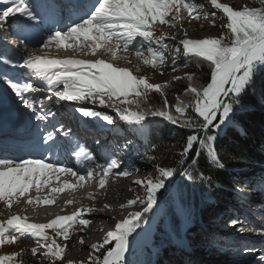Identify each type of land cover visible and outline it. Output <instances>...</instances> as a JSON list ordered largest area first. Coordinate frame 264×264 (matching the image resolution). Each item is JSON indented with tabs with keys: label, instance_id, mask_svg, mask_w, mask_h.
Wrapping results in <instances>:
<instances>
[{
	"label": "snow or ice",
	"instance_id": "obj_1",
	"mask_svg": "<svg viewBox=\"0 0 264 264\" xmlns=\"http://www.w3.org/2000/svg\"><path fill=\"white\" fill-rule=\"evenodd\" d=\"M206 6H211L221 15L217 16V12L209 14L205 11ZM38 8L39 5L34 6L29 0H0V25L11 23L14 28H19L21 33L35 29L38 24L34 22L42 20ZM62 8L68 11L70 18L74 16L76 19L66 30H56L54 34L49 35L48 40L44 42L45 47L55 43L57 48H72L75 44L77 49L86 48V55H96L103 51L111 54L113 60L118 58V52L134 51L136 57L142 59L144 64L157 71H161L166 64L165 53L169 51L165 42L166 36H157L155 33L153 26L157 22L176 28L181 19H199L201 16L207 18L211 15L212 26H216V19H222L224 22L219 27L226 31L220 36L185 38L179 41L186 58H200L196 65L198 68L202 62H207L209 79L206 83H200L194 72L185 73L184 77H173L176 81L186 80L187 86L182 93L173 94L171 102L167 92L173 87L171 81L150 83L146 77L134 75L130 69L114 66L104 59L90 61L74 57L47 58L29 55L16 67L27 69L36 82L50 86L52 94L47 97L50 102L53 97L56 98L55 103L79 102L80 106L74 110L82 117L100 118L108 124H113L112 116L88 107V104L98 103L101 107L112 108L120 120L130 125L143 128L146 117L159 116L172 125L192 129L180 153L181 157H185L190 151L194 152L188 162V168L181 173L189 179L194 178L190 169L195 170L202 154H206L207 159L217 169L225 168L216 151L215 141L221 127L234 111V106L240 102L241 94L249 88H254L255 76L258 70L264 67V0H253L252 5H244L239 9L218 0H204L201 3L196 0H69ZM168 17L171 19H167ZM171 39L175 40L176 37L172 36ZM154 44L160 48L153 47ZM179 45L174 47L176 56L181 54ZM145 51L147 56L144 55ZM12 63V59L0 54V65L7 66ZM172 65L173 71L179 67L175 59ZM183 66L188 67L187 64ZM0 80L11 88L37 121L48 122L46 135L41 138L44 145L51 142L50 147H61L59 137L63 135L72 145V154L78 160L89 162L86 175H82L72 167L62 166L59 160L52 161L43 155L19 160L0 158V201H4L9 208L14 198L18 202L33 186L39 190L42 183L49 184L52 179L50 173L55 175L57 180L61 172L70 173L77 177V184L82 187L86 180L99 175L96 169H100V188L105 187L110 175H130L127 169L114 172L121 168L118 159L104 157L103 164L95 163L97 157L78 141L73 140L71 128L63 130L64 125L57 119V113L52 111L51 105H43L40 99L43 87L28 80H14L5 69H0ZM59 85H63V88ZM150 92L159 93L163 101L162 107L153 108L147 105ZM125 104L128 107H121ZM142 104L145 106L141 107ZM37 105L42 107L38 108ZM48 127L53 130L47 131ZM94 163L95 167L92 166ZM179 163L184 164L185 160L181 159ZM176 171L173 167L157 166L155 177L136 181L137 184L143 185L145 196L128 201L127 206L134 205L137 200L146 206L142 212L130 214L118 221L114 229L106 233L101 243L91 245L90 264H127L125 253L129 250L130 235L148 222L145 214L157 204V193L165 188V181L173 177ZM199 175L209 183L213 179L211 176H205L203 172ZM76 186L65 184L63 188H53L51 191L59 192ZM27 203H33V200L29 198ZM43 203L52 204L54 201L45 199ZM92 211L94 209L91 208L77 209L71 215H58L43 224L28 222L26 217L18 215L10 216L6 221H0V246L14 244L21 237L30 236L36 239V247L30 250L31 255L35 257L37 253H41L55 264L56 261L63 260L67 244L61 246L55 239L49 240L46 229L53 230L56 236L68 241L72 236L70 229L76 223L87 227L92 222L84 216ZM232 223L235 226L238 221L234 220ZM238 231L244 233L264 230L249 229L241 225ZM113 241L114 247H105ZM80 243H84L83 237L80 238ZM23 253L24 250L0 255V264H25ZM17 257L21 259L17 260ZM68 264L73 262L69 261Z\"/></svg>",
	"mask_w": 264,
	"mask_h": 264
},
{
	"label": "rangeland",
	"instance_id": "obj_2",
	"mask_svg": "<svg viewBox=\"0 0 264 264\" xmlns=\"http://www.w3.org/2000/svg\"><path fill=\"white\" fill-rule=\"evenodd\" d=\"M29 2L34 6L36 5L35 4L36 2L34 0H29ZM196 2L201 3L204 2V0H196ZM218 2L232 5L237 9L243 7L244 5L253 4V0H218ZM38 11H40V9H38ZM205 11L208 12L209 14H211L212 12H217V10L211 8V6H206ZM220 15L221 14L217 12V16ZM10 19H14V18H10ZM167 19H171V17H168ZM212 20L213 17L211 15H209L207 18L201 16L199 19H192V18L181 19L179 22H177L176 28L169 27L167 24L161 25L159 22H157L153 26L155 33L157 36L160 35L166 36L165 42L168 44V49H169V51L165 53L166 64L162 67L161 71H157L156 69L152 68L150 65L144 64L142 59L136 57L134 51L125 52L122 55L121 59L120 58L115 59L117 61L116 63L119 64L117 67L128 68L131 70V72L134 75L144 76L148 79L150 83H154V84L163 83L165 81H169L173 79V77L185 75V73L188 72V69H186L185 67H178L177 70L175 71L172 70L173 59H175L177 62L184 55L183 47L182 45H179V41L185 38L203 39L206 37H218L222 34V32L226 31V29L219 27V25H221L224 22L222 19H216V26H212ZM38 22L39 21L34 23H38ZM39 28L40 25H38V27H36L35 29L25 31V34L29 35L27 36L28 39L27 41L18 37L17 35L18 33L16 34L14 30L17 29V32H20V29L14 28L11 23H5L0 25V54L9 57L13 61L12 64L7 66L0 65V69H5L8 72V75L12 77L14 80L15 79H20L22 81L28 80L33 83H37V86L44 88V91L40 94V97L47 99V97L52 94L50 90V86L43 84L42 82H36L35 79L31 77V74L28 72L27 69L16 67V65L22 64L23 60L30 55V53H28V49H31L32 51L39 49L38 47H40V45L34 46L30 43L32 40L39 41L42 39V37L48 36V34L43 33V31L37 32ZM185 31L187 32V36H185ZM172 36H175L176 39L172 40L171 39ZM137 39L139 40L140 38ZM21 40H23V43H21ZM113 44H115V41H113ZM177 45H179L181 48V54L179 56H176L174 51V47ZM153 47L160 48L159 45H155V44L153 45ZM87 51L88 50L82 47L78 49L76 55L70 54V56H65V57H74L84 60L95 61L97 59H102L100 57L101 55L103 56L107 55L109 56L110 59L108 62L113 64V59L111 57V54L100 51L96 55H91V54L86 55L85 53ZM144 55L147 56L148 53L145 51ZM48 58H59V57H48ZM129 61L131 62L129 63ZM260 71L261 68L258 70L257 73H259ZM0 87H2V89H0V91L2 90V92H0V99L1 97L4 98L3 95L5 93L11 94L12 96L14 95L12 93L13 91L11 90V88L7 84H5L3 80H0ZM59 87L62 89L63 85H59ZM55 101L56 98L53 97V100L51 101L50 104L51 105L56 104L57 106L60 107H63L62 105L63 103H67L66 105L68 106H77V107L80 106L79 102H75V101H60L61 102V103L59 102L60 104L55 103ZM126 106H127L126 104L121 105V107H126ZM88 107H91L96 111H100L107 115H110L114 119L113 124H108L106 121H103L100 118H94L93 122H94V126L98 128L97 132L100 134H104L102 132L103 129L100 130L99 128H101L102 126H108V127L111 126L110 128H104L107 129L108 132L107 133L108 135L106 136H109L110 138H114L116 140H118V138H120V140L123 139L125 149L130 150L132 152V154H130L131 159H128L127 161H124V159L120 160V158H118L117 155L115 154L111 156L112 158L118 159L121 162V168L116 169V171L119 172L122 169L131 170L137 166H141V168L145 167V169L142 170V173L146 174L145 175L146 177H155L157 175L156 167L157 166L163 167V166L158 161L148 157L147 153L144 152L145 148H143L142 146L146 142V133H147L145 126L141 128V126L139 125H130L127 122L120 120L119 116L112 108L101 107L98 103L95 105L88 104ZM31 115L33 114L31 113ZM230 117H231V113L229 115L228 120H226L225 124L229 121ZM118 142L119 141L115 142L114 144L112 142L111 146L116 147ZM125 149L123 148L122 151H120V153H124ZM121 156H123V154ZM233 165H234L233 169L239 177H246L252 175V176H260L262 179H264V169L255 168L249 163L235 162ZM143 174L141 173L137 174V176L133 177L134 178L133 180L138 181V178ZM179 184L180 183L178 181H176L173 184L172 189L170 191V196L173 197L174 203L179 213L181 242L185 251L190 255V261L188 264H264V231L244 232V233H240L238 231V228L241 225L249 229L257 228L264 230V217H263L264 211H259V212L256 211V209L258 208L257 201L261 198L260 194H255L252 197H250L251 194L250 190L246 191L243 187H241V185L234 186L233 191L243 200L232 205L233 207L232 212H227L220 218V221L223 222L226 225V227L224 229H216L212 225H208V226L205 225L206 233L208 234L210 230L211 231L214 230V232H216L220 236L221 239L220 242L224 243L228 248V251L223 253L217 250H210V249L207 250V248L204 247L200 248V246L192 245L190 243L187 235L185 234L186 220L178 196ZM34 188L36 187L33 186L32 188H30L28 195L21 197L18 202L14 198L12 206L10 208L4 201H0V221H6L10 216L13 215H18L20 217H23L18 213L17 210L23 207L22 206L23 202L26 199L28 200L31 197L34 198L39 197V196H32V194H29L32 193V190ZM140 192L142 194L141 198H143L145 196L144 187L140 190ZM248 201L251 203L248 204L247 203ZM35 204L26 202L25 206H35ZM145 206L146 205L142 204L141 207L134 210V213L142 212ZM160 207L161 204L157 202V204L153 206V209L145 214L148 217V222L142 224L140 228L136 229V231L130 235L129 250L125 253L127 264H131L135 250L144 248L145 246L151 243L152 236L154 234V228L156 225V219L159 216V212H160ZM43 209H47V208L43 207ZM48 209L50 208L48 207ZM66 215H71V213H68ZM84 216L85 218L89 219L91 217V214L85 213ZM232 217H235L234 220L238 221V223L235 226L233 225L232 222H228V220L231 219ZM34 219L35 218L33 217L27 218L28 222L36 223ZM82 227L84 226H81L78 223H76L71 229L72 236L71 239L68 241H64L62 237L56 236L53 230L46 229L49 240L55 239L56 242L61 246L67 244V248L63 260L56 261L55 264H68L69 261H72L73 264H85L89 262V256L90 254H92L91 246L80 249V248H73L71 244L80 243L81 237L84 238V244H88V242L91 239H94L95 237L99 238L101 236H104L103 237L104 239L106 233L108 232V231H102V232L85 231L86 234H83L82 232L78 231ZM113 229L114 228H112L111 230ZM103 239L100 241H95L94 243L95 244L101 243ZM112 244H113L112 247H114L115 242L113 241ZM26 247L27 248L36 247V239L30 236H24L21 237L14 244H5L3 246H0V255H7L14 252H19ZM237 248L239 249V253H237L236 251ZM149 249L151 253L150 264H155V261L160 254V249L158 246L153 244H151ZM73 252H78L80 254V257L73 259L72 258ZM39 254L41 255V259L44 264H52V260L50 258H45L42 256L41 253ZM144 256L145 254L142 256V258H144ZM139 264H146L145 260H142L141 262H139Z\"/></svg>",
	"mask_w": 264,
	"mask_h": 264
},
{
	"label": "trees",
	"instance_id": "obj_3",
	"mask_svg": "<svg viewBox=\"0 0 264 264\" xmlns=\"http://www.w3.org/2000/svg\"><path fill=\"white\" fill-rule=\"evenodd\" d=\"M200 58L188 57L184 55L177 61L179 67L187 64V73H196L200 83H206L209 79L208 64L202 62L198 68L196 65ZM179 77H184L181 75ZM171 81L173 87L167 90L168 98L171 102L173 94H180L187 86V81ZM147 105L153 108L162 107L163 101L159 93L150 92ZM145 105L142 104L141 107ZM128 107V106H126ZM134 108V106H133ZM146 142L142 146L145 148L147 156L158 161L163 167H173L177 169L173 177L165 181V188L157 193V202L161 204L159 216L156 219L152 241L144 248L135 250L131 264H139L145 260L150 264V246L156 245L160 249L155 264H188L190 255L185 251L181 242L180 217L170 191L173 184L178 181V196L181 208L185 215L187 235L192 245L204 247L207 250H217L227 252L228 248L220 242V236L210 230L207 234L205 225H212L216 229H224L226 225L220 218L227 212H232V205L242 201L234 191V186L246 185L258 191L260 194L264 190V179L260 176L239 177L234 171V163H249L255 168L264 169V67L256 74L254 88L247 89L240 96V102L234 106L229 121L220 129L215 141V148L221 161L225 164L224 169H217L208 159L206 154L199 157V162L195 170L190 169L193 179L181 173L188 168V162L194 155L191 152L181 157L186 137L192 133L188 129L179 125H172L159 116H148L144 121ZM203 135V133H201ZM142 151V150H141ZM235 157V158H233ZM181 159L185 160L180 164ZM211 176V183L202 180L199 173ZM232 217L228 222H233ZM71 231V229H70ZM106 245L105 247L112 246ZM22 259L25 264H44L41 255L37 253L35 257L31 255V248H23ZM103 251V250H101ZM239 253V249H236ZM21 252V251H19ZM100 253H96L99 255ZM145 254L144 258L142 256ZM21 257H17V260ZM85 264H90L87 262Z\"/></svg>",
	"mask_w": 264,
	"mask_h": 264
},
{
	"label": "bare ground",
	"instance_id": "obj_4",
	"mask_svg": "<svg viewBox=\"0 0 264 264\" xmlns=\"http://www.w3.org/2000/svg\"><path fill=\"white\" fill-rule=\"evenodd\" d=\"M39 7H43V6L40 5ZM46 7L45 9H47ZM68 15H69L68 11H64V18H66ZM68 26L69 25L65 26L64 23H62L59 27H56L54 29H45L43 33L48 34L47 37H42V39L39 40L40 42L36 40H32L30 42L34 46L40 45V47H38L39 49L33 51L31 49H28V53H30V55H37L47 58L48 57L65 58V56H70V54L76 55L78 49L75 47V44L73 45L72 48H57L55 43L50 44L48 47L44 46V42L48 40L49 35L54 34L56 30H66ZM68 43H72V42L68 41ZM113 46H115V44H113ZM124 53L125 52H118V58L121 59ZM100 57L107 62L110 60L109 56L107 55L105 56L101 55ZM116 62H117L116 60H113L114 66L119 65ZM50 103L51 102L48 100V105H51ZM66 104L67 103H63L62 104L63 107L57 106L56 104L51 105V107L54 110L58 108H62V111L68 114L66 116L68 120L73 123V125H71L74 126L73 129L75 131L76 130L79 131V129H82L84 123L82 122V118L80 117L78 118L77 112H75L74 110L77 106H68ZM21 113H22L21 109H18L12 105L11 107L0 106V158L7 157V156H3V152L8 151L9 149H3V148L23 147L25 144V142L23 141L24 139L26 140V146L36 145V141L33 138L26 139V137H24L22 139L15 140V139H10L12 136L10 138L2 136V134L5 131L9 130L10 128H12V131L16 133H20V132L26 133L28 131L33 130L31 122L27 123V125L25 126L19 125V127L17 128H13L14 126L12 127L13 122L17 123L18 120L26 121V119H24L25 117H23ZM93 132H95V130H93ZM102 132L105 134L102 135L106 138L107 148L109 150H112L114 147L111 146V143L113 142L114 144L115 141L117 140L114 138H110L109 136H106L108 135L107 129H103ZM31 155L32 154L29 153L27 155H24L23 157L10 156L7 158H15L17 160L21 158H35L34 156ZM129 159H131L130 156ZM63 166L69 167L68 165H63ZM92 166L95 167L94 164ZM143 169H145V167L141 168V166H137L131 170H128L130 172V175L126 177L118 176V175H110L107 178V183L105 187L103 188H100L98 185L100 175H102L100 169H96V173H99V175H94L93 179L86 180L83 183L82 187L77 184V177L72 176L70 173L61 172L59 174V180L55 178V175L50 173L52 179L49 184L44 185L42 183V186L40 187L39 190H37L36 188L32 190V192H37V191L42 192V194H39L38 198L31 197L33 203L34 204L36 203L35 206H25L27 202L26 199L23 202L22 205L23 207L21 206L22 208L18 209L17 211L23 217L26 218L33 217L35 218L34 221L36 223L43 224L49 222L51 219L55 218L58 215L64 216L68 213L72 214L77 209L83 210L86 208H91L94 209V211L89 213L91 214L89 220L92 222L87 227H82L78 231L82 232L83 234H86L85 231H95V232L111 231V229L115 227L114 224H116V222L128 217L130 214H133L134 210L142 206L139 200H137L136 203L132 206H127V204L128 201L136 200L137 197H141L142 195L140 190L143 188V185L137 184L136 181L133 180L134 178H132L131 176L134 172H139L138 174L140 173L143 174L142 173ZM73 170L77 171L78 174L86 175V170L85 171L76 170L75 168H73ZM114 172H118V171L114 170ZM145 175L146 174L141 175L138 178V181L145 180L147 178ZM52 183L54 184V186H51ZM65 184H72L77 186L75 188H67L59 192L51 191V189L53 188H63ZM45 199L53 200L54 203L45 204L43 203ZM67 201H72V202L66 203ZM122 205L125 206L122 207ZM43 207H46L47 209H43ZM48 207L50 209H48ZM103 237L104 236H101L99 238L95 237L94 239H91L88 242V244L72 243L71 245L73 248H80V249L84 247L87 248L88 246H91L95 241L102 240ZM77 257H80V254L78 252H73L72 258L75 259Z\"/></svg>",
	"mask_w": 264,
	"mask_h": 264
}]
</instances>
